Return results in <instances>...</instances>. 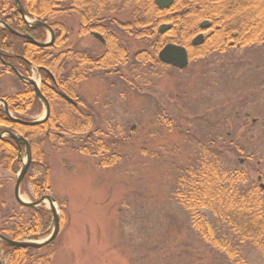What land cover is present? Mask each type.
<instances>
[{
	"label": "rangeland",
	"instance_id": "1",
	"mask_svg": "<svg viewBox=\"0 0 264 264\" xmlns=\"http://www.w3.org/2000/svg\"><path fill=\"white\" fill-rule=\"evenodd\" d=\"M144 46L149 45L132 43L128 49L134 53ZM157 75L151 87L140 85L138 91L101 76L78 87L77 97L98 120L100 133L93 139H102L103 152L88 151L82 140L46 139L42 153L49 190L42 194L54 198L60 228L53 243L36 254H51L49 264H264L263 254L248 242L238 247L236 260L208 247L190 231L187 213L173 199L180 169L196 166L202 141L216 145L209 152L226 153L221 167L244 173L245 187L264 185V44L221 54L210 49L190 60L184 71L159 70ZM32 76L39 84L41 75L32 70ZM21 89L11 74L0 76L1 97ZM233 107L240 118L223 117ZM41 109L20 116L41 119ZM20 166L18 160L15 171L0 167V225L10 215L18 221L26 213L14 199ZM43 175L41 166L30 168L20 187L22 201L40 198L34 182ZM38 210L49 213V206ZM200 212L217 240L229 232L208 211ZM23 217L28 228L36 226L37 241L51 234V215L47 228L44 219L34 223ZM150 247L157 252L152 254ZM7 258L0 245V260L5 264Z\"/></svg>",
	"mask_w": 264,
	"mask_h": 264
},
{
	"label": "trees",
	"instance_id": "2",
	"mask_svg": "<svg viewBox=\"0 0 264 264\" xmlns=\"http://www.w3.org/2000/svg\"><path fill=\"white\" fill-rule=\"evenodd\" d=\"M20 2L30 19L52 28L55 35L54 44L45 49L37 48L20 37L0 30V51L3 54L11 52L20 56V60L13 58L10 63L24 77H30L31 67L39 70L42 76L40 90L51 107L54 98L58 97L54 92L53 82L59 90L72 96V85L86 79L87 75H83L84 68H81L85 65L82 56L77 70L71 66L72 51L69 49V39L72 36L73 14L78 19L80 36L94 31L100 33L106 42L103 53L91 57V66L88 70L103 71L105 73L103 77L123 81L135 91H138L140 85L151 87L153 85L151 77L154 74L158 76L159 70L171 69L160 64L156 56L160 48L167 43L185 47L190 60L204 57L210 49L211 52L217 51L221 54L234 48L264 44V0H174L165 10H159L154 5V0H20ZM0 21L17 32L28 34L38 42L45 40L46 34L43 30L27 28L13 0H0ZM204 21L210 24L209 35L202 46L192 48L190 42L201 32L199 25ZM162 24H171V28L163 35H159L157 28ZM139 42L148 43L149 46H144L143 49L139 47L136 52L130 53L129 44ZM58 49L62 51L58 53ZM126 71L130 74H125ZM4 72L11 74L22 87L15 95L0 96L9 110L15 114L38 112L41 104L36 99L33 88L19 81L10 70L0 64V76ZM66 107L69 111L72 110L67 104ZM240 114V111L235 113L233 107L223 117L229 116L238 120ZM54 116L52 109L47 123L29 127L10 121L4 112H0V124L12 127L30 142L32 165L28 171L32 166L43 168V177L34 182L35 193L39 196L49 190L48 164L41 152L46 139L50 138V133L46 134L48 128L53 129L57 125L59 129L57 130L61 133L74 135L79 141H86L88 144L85 148L88 151L89 148H96V153L98 151L101 153L106 149L100 145L102 139L98 138L100 132L95 129L96 124L86 121L85 116L77 113L73 128L72 119L71 123L67 119L57 122ZM247 117L245 116L244 120ZM89 132L92 133L90 139L87 138ZM95 134L98 136L93 139ZM210 143L200 142L202 155L198 157L194 168L179 170L173 199L187 213L190 231L227 259L237 258L238 247L244 242L253 245L264 256V190L253 183L245 187L246 176L241 171L223 169L220 163L224 157L221 155L226 153L215 150L209 152L208 147L214 145ZM111 157L110 161L115 156ZM17 164L15 143L9 139H1L0 167L15 171ZM24 210L26 213L21 214L18 221L15 216L10 215L9 221H4L0 225V236L14 241L37 240L36 226L28 228L22 220L23 216L34 223L40 218L44 219L47 228L50 213L28 208ZM202 210L208 211L212 218L226 224L229 232L217 240L215 230L205 214L200 212ZM2 213L1 211L0 214ZM0 245L3 253L8 256L5 264H49L51 259V254L37 255L41 249L13 248L2 242ZM153 248H149L152 254L157 252V250L154 252ZM35 254L37 256H34ZM235 262H239L238 259Z\"/></svg>",
	"mask_w": 264,
	"mask_h": 264
},
{
	"label": "water",
	"instance_id": "3",
	"mask_svg": "<svg viewBox=\"0 0 264 264\" xmlns=\"http://www.w3.org/2000/svg\"><path fill=\"white\" fill-rule=\"evenodd\" d=\"M13 1H14V6H15L17 12L19 13L22 21L25 23V25L28 27V29H30V30L42 29L48 33L49 39L45 43H39V42L35 41L34 39H32L30 36H28L26 34L18 33L17 31L11 29L3 21H0V28L4 29L5 31H7L8 33H10L14 36H17V37H20V38L26 40L29 44H31L32 46H35L37 48L44 49V48L50 47L54 41V34H53L51 28L42 22L28 21L26 12L20 3V0H13ZM173 2H174V0H155L154 5L159 10H165V9H168L173 4ZM170 27L171 26L169 24H163V25L158 27L157 31L160 35H163L166 31H168L170 29ZM209 27L210 26H209L208 22H202L199 26V29L201 31H205V30H208ZM91 35L94 38L101 40V37L98 34L92 33ZM203 43H204V36L202 34H199L198 36H196L192 40L191 46L192 47H198V46H201ZM157 58L161 64L166 65V66H170V67L175 68L177 70L186 69L188 66V62H189L188 51L186 50V48L179 46V45H176V44L165 45L158 52ZM0 63L3 64L5 67H7L9 70H11L14 73V75L22 83L29 85V86H32L34 89L35 97L44 106V116L41 119L33 120V121H20V120L15 119L9 115V111L7 109L6 103L0 99V103H2L4 105L5 114L12 121H14L20 125L29 126V127L42 125L47 120V118L49 116V105H48V102L46 101V99L41 95L39 86L31 78L23 77L10 64L6 63L3 59V54L1 52H0ZM61 97L64 98L68 102H72L68 97H66L62 94H61ZM5 134L7 135V137H9L11 140H13L16 143V145L18 146L19 149H20L21 145H23L25 147V161L23 162V160H21V167L19 169L18 174L16 175L15 186H14V199L18 205H20L24 208H28V209H37L41 205L47 203L49 206V212L51 214L52 232L46 239H44L42 241H14V240L5 238L3 236H0V242L4 243L10 247H13V248H22V249L27 248V249L39 250V249L47 247L48 245L53 243V241L56 239V237L59 233V228H60V223H59L60 217H59L58 211L54 205L55 200L51 196H48V195L42 196L39 200H37L35 202H24L20 199V196H19L20 187L22 185L23 179L26 175L28 168L32 163L31 153H30L28 143L21 136L14 134V133H10V132H6ZM0 138H1V134H0ZM258 180L260 181V177L258 178ZM260 188L264 189V186L261 185ZM0 264H2L1 260H0Z\"/></svg>",
	"mask_w": 264,
	"mask_h": 264
},
{
	"label": "flooded vegetation",
	"instance_id": "4",
	"mask_svg": "<svg viewBox=\"0 0 264 264\" xmlns=\"http://www.w3.org/2000/svg\"><path fill=\"white\" fill-rule=\"evenodd\" d=\"M73 17H74V21H73V24H72V36L73 37L71 36L70 39H69V43H70L69 44V49L72 51V65L71 66H72V68L74 70H77L79 68V64L78 63H79V60H80V56H82L84 58L83 61L85 62V65L82 66L81 68H84L83 69L84 70L83 75L87 74L86 77H85L86 79H84V80H82V81H80L78 83H74V85H72V96L66 95L64 92L59 90V88L53 82V89H54L55 94H57L58 97L54 98V100L52 102V107L49 104V102L47 101V99L43 96V94L41 93V90H40L41 95L46 99V101L48 102V105H49V116H48L47 120L43 124L48 122V120L50 118V115H51V110L52 109H53V112H54V115H55L54 117H55L57 122H60L62 120L65 121L67 119L68 122L71 123L70 122L71 119L73 121H75V118H73V117H76L77 113L85 116L86 117V121H89V122H91L93 124H97V121H98L96 119V116H93L92 113L90 112V110H88L91 106H88L85 103H84V105H82V102H81L82 99L80 97H77L76 91H77L78 87L80 88V85L82 83H85L86 81L88 82V81H90V80H92V79H94L96 77H99V76H101V77L104 76L103 74H105V73L103 71H100V70H96V71L93 70L92 71L91 69L89 71L88 69L91 66V61H92L91 57L92 56H100L103 53V51H104V48L106 46V42H105V39L102 37V35L100 33L94 32V31L93 32H88V34L85 35V36L84 35L80 36L79 35V23H78L77 16L75 14H73ZM92 33L98 34L101 37V40H98V39L94 38L91 35ZM87 39H89V40L91 39L93 42H90ZM54 41H55V35H54ZM54 41H53V44H54ZM44 42H45V40L41 41V43H44ZM53 44L51 45V47L53 46ZM57 51H58V53H60L62 51V49L61 50L58 49ZM3 55H4V61L6 62L5 59H7L8 62H6V63H9L11 66H12V64L10 63V61L12 62L13 58L14 59L18 58L17 60H20V56H18L16 54H13L11 52H7V53H5ZM78 57H79V59H78ZM32 68H31V74H30L31 77H32V70H33ZM14 69H16V68H14ZM38 75H40V73ZM103 78H105V77H103ZM41 82H42V76L40 78V87H41ZM60 93L65 94L72 102L66 101L64 98L61 97ZM66 104L72 107L71 111H69L67 109L68 106L66 107ZM82 108H86L87 110L86 109L84 110ZM7 109L9 110L8 106H7ZM0 112H4V111L0 110ZM4 115H6L5 112H4ZM15 115L16 116H13V118L18 119L20 121H28L29 120V119L21 117L20 116L21 114H15ZM66 115H67V117H66ZM64 116H65V118H64ZM92 116H93V118H92ZM8 119L10 121H12L10 118H8ZM12 122H14V121H12ZM16 124H18V123H16ZM57 129H58L57 125L53 129L48 128L46 134L49 135V133H50L49 136L52 137V138L53 137H58V138L62 139V137H63L66 140L68 138L72 139V141L77 140L74 135L70 136V135H67L65 133H61L60 131H58L59 129L58 130ZM6 132L14 133V134H17V135L21 136L28 143L29 149H30V153H31L30 142L26 138H24V136H22L21 134L15 132L12 127L4 125V124H0V134H1L0 140L1 139H9V140H11L5 134ZM91 136H92V133L89 132L87 138L90 139ZM11 141H13V140H11ZM15 146L17 148V158L20 161V159L22 158V153L25 152V147L23 145H21L20 149H19L18 146L16 145V143H15ZM43 149H44V147L41 149V152H43ZM31 159H32V156H31ZM43 195L44 194H42L41 196H43Z\"/></svg>",
	"mask_w": 264,
	"mask_h": 264
}]
</instances>
